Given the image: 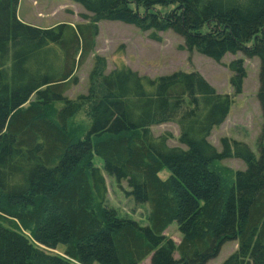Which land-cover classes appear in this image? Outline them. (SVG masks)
Listing matches in <instances>:
<instances>
[{
	"label": "trees",
	"instance_id": "obj_1",
	"mask_svg": "<svg viewBox=\"0 0 264 264\" xmlns=\"http://www.w3.org/2000/svg\"><path fill=\"white\" fill-rule=\"evenodd\" d=\"M70 1L88 24L40 29L17 18L19 0H0V264H207L227 242L237 249L222 264H264V0ZM101 21L156 43L171 32L180 50L218 64L226 54L257 59V155L243 142L223 138L219 151L209 142L230 99L196 72H106L96 58L87 94L68 99ZM227 68L239 95L243 60ZM167 123L177 125L181 147L152 134ZM94 157L148 206L146 226L106 207ZM230 159L244 170L222 164ZM173 223L177 246L164 235Z\"/></svg>",
	"mask_w": 264,
	"mask_h": 264
},
{
	"label": "rangeland",
	"instance_id": "obj_2",
	"mask_svg": "<svg viewBox=\"0 0 264 264\" xmlns=\"http://www.w3.org/2000/svg\"><path fill=\"white\" fill-rule=\"evenodd\" d=\"M17 18L26 25L40 29H50L60 24L76 27L89 23L88 15L81 6L70 0H19ZM97 35L94 37L92 50L76 67L74 77L77 84L69 87L65 96L74 100L79 95H86L89 87V74L96 58L106 62V72L125 66L141 76L156 78L174 72L198 73L219 94L228 95L230 99L229 112L224 122L215 128L209 137V142L219 151L221 139L245 143L257 155L256 144L263 123L260 108L256 99L258 90L257 59H246L241 54H226L220 64L195 52L187 53L180 50L182 39L171 32L159 34L161 42L149 40L148 34L135 27L120 22L101 21L97 23ZM243 60L246 77L242 84L241 93L235 95L230 85L231 74L228 64ZM83 114L78 116L82 117ZM154 136L170 134V147H181L178 143L179 129L174 123L162 124L151 128ZM93 163L98 167L105 180L107 189L106 207L114 210L119 216L130 218L140 226H146L149 208L147 205L136 204L127 197L128 188L125 183H118L103 170V162L94 157ZM233 171L244 170V165L237 159L226 160L222 163ZM167 170L160 173L161 178H167ZM177 246L181 235L177 225L171 224L164 232ZM237 249L236 242L225 243L218 256L207 264H222ZM63 249L57 248L52 252L62 255ZM174 258L178 255L175 253ZM145 262V261H144ZM141 264H147L146 262Z\"/></svg>",
	"mask_w": 264,
	"mask_h": 264
},
{
	"label": "crops",
	"instance_id": "obj_3",
	"mask_svg": "<svg viewBox=\"0 0 264 264\" xmlns=\"http://www.w3.org/2000/svg\"><path fill=\"white\" fill-rule=\"evenodd\" d=\"M145 262H146L147 264H150L149 259H147ZM145 262H144V263H145Z\"/></svg>",
	"mask_w": 264,
	"mask_h": 264
}]
</instances>
